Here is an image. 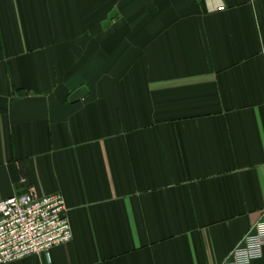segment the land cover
<instances>
[{"label": "crops", "instance_id": "obj_1", "mask_svg": "<svg viewBox=\"0 0 264 264\" xmlns=\"http://www.w3.org/2000/svg\"><path fill=\"white\" fill-rule=\"evenodd\" d=\"M26 191L72 239L10 264L226 263L264 220V0H0V201Z\"/></svg>", "mask_w": 264, "mask_h": 264}, {"label": "built area", "instance_id": "obj_2", "mask_svg": "<svg viewBox=\"0 0 264 264\" xmlns=\"http://www.w3.org/2000/svg\"><path fill=\"white\" fill-rule=\"evenodd\" d=\"M72 239L63 197H39L34 191L0 201V264L30 256H48ZM264 252V220L256 223L224 264H253Z\"/></svg>", "mask_w": 264, "mask_h": 264}]
</instances>
